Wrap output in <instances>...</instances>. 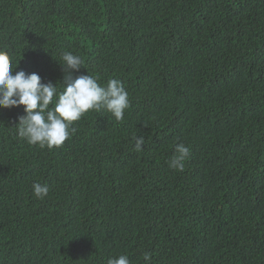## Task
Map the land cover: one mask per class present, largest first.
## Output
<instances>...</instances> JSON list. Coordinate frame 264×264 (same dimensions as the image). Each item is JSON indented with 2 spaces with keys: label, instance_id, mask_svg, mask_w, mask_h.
Listing matches in <instances>:
<instances>
[{
  "label": "trees",
  "instance_id": "1",
  "mask_svg": "<svg viewBox=\"0 0 264 264\" xmlns=\"http://www.w3.org/2000/svg\"><path fill=\"white\" fill-rule=\"evenodd\" d=\"M10 1L13 74L62 91L71 51L130 107L90 110L51 150L15 137L23 106L0 109V264H105L99 237L131 264H264V0Z\"/></svg>",
  "mask_w": 264,
  "mask_h": 264
},
{
  "label": "clouds",
  "instance_id": "2",
  "mask_svg": "<svg viewBox=\"0 0 264 264\" xmlns=\"http://www.w3.org/2000/svg\"><path fill=\"white\" fill-rule=\"evenodd\" d=\"M11 1L0 0V21L13 26L11 16ZM12 38L0 35V109H12L23 106V115L15 123L17 132L15 137L22 143L30 146L39 145L49 150L60 147L76 131L73 122L87 112L107 111L121 121L125 111L130 107L129 94L126 91L119 75L111 77L101 75L80 74L84 65L83 58L71 51L60 54L62 68L67 69L63 90H58L56 83L42 82L37 70L21 66L22 70L15 71L14 56L9 52L8 46ZM70 75H74L72 77ZM144 138L135 137L136 150H142ZM190 152L189 146L177 143L174 154L169 163L170 168L183 171L184 161ZM117 173H123L122 160L117 159ZM33 194L38 199H44L49 194V186L36 182L32 185ZM95 251L103 250L102 259L105 264H131L126 251L130 249L126 244L117 239L97 238L93 242ZM122 246L124 249L116 253L113 249ZM145 264H151V254H143Z\"/></svg>",
  "mask_w": 264,
  "mask_h": 264
}]
</instances>
